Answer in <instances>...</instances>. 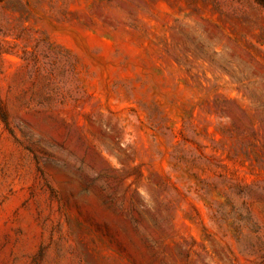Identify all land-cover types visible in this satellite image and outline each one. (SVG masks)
Masks as SVG:
<instances>
[{"label": "rangeland", "instance_id": "rangeland-1", "mask_svg": "<svg viewBox=\"0 0 264 264\" xmlns=\"http://www.w3.org/2000/svg\"><path fill=\"white\" fill-rule=\"evenodd\" d=\"M0 264H264V6L0 0Z\"/></svg>", "mask_w": 264, "mask_h": 264}, {"label": "trees", "instance_id": "trees-1", "mask_svg": "<svg viewBox=\"0 0 264 264\" xmlns=\"http://www.w3.org/2000/svg\"><path fill=\"white\" fill-rule=\"evenodd\" d=\"M257 1L264 6V0H257Z\"/></svg>", "mask_w": 264, "mask_h": 264}]
</instances>
